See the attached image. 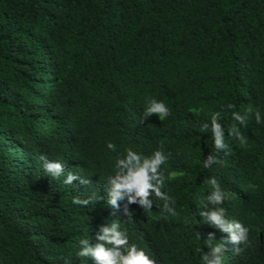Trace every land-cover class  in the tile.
<instances>
[{
    "label": "trees",
    "instance_id": "16d2710c",
    "mask_svg": "<svg viewBox=\"0 0 264 264\" xmlns=\"http://www.w3.org/2000/svg\"><path fill=\"white\" fill-rule=\"evenodd\" d=\"M156 152L146 197L116 188ZM85 242L264 264V0H0V264H99Z\"/></svg>",
    "mask_w": 264,
    "mask_h": 264
},
{
    "label": "clouds",
    "instance_id": "9594fccd",
    "mask_svg": "<svg viewBox=\"0 0 264 264\" xmlns=\"http://www.w3.org/2000/svg\"><path fill=\"white\" fill-rule=\"evenodd\" d=\"M148 111L160 113L161 118H163L166 113V107L161 103L153 104ZM237 120L240 117H236ZM234 127V126H233ZM240 142L243 144L245 142L244 137L241 135ZM223 141L221 139V129L219 124H215V145L217 147L222 146ZM164 159V157L160 154V152L155 153L154 159L150 161H145L143 166L140 167L138 171L132 174V179H125L123 184H116V188L121 187H132L135 185L138 188L137 194L146 197L147 189L151 187L148 183V169L155 170V167ZM137 157L135 154L130 156L129 162L136 161ZM123 163V161H121ZM48 170H56L59 171L62 165L58 162H49L46 165ZM72 177H69L71 180ZM212 184H217L216 180H212ZM159 191L157 190V195H159ZM120 195L118 191L113 192L111 197V203L115 204L117 197ZM226 193L221 191L219 187H217L216 192L209 197L210 200L219 202L222 198H226ZM207 218L219 227L223 231H227L231 234V240L234 242H238L241 240H245L247 238V234L249 232V228L242 225L239 222H229L224 216V210H216L211 211L209 213H205ZM103 235L100 237L102 240H106L109 242H113L115 245H125L127 244V239L122 237L120 233H116L113 236H109L110 229L103 228ZM208 243L214 244L215 246L212 249L213 254L220 253L222 251V242L215 243L211 238H209ZM80 256L90 255L94 257L99 264H154V260L149 257V255L143 250L138 249L135 246H129L127 254H122L119 249H110L103 245H96L95 247H90L85 242V246L77 253ZM205 260L208 259L207 256L204 257ZM210 264H221L220 257L217 256L214 261L210 262Z\"/></svg>",
    "mask_w": 264,
    "mask_h": 264
}]
</instances>
